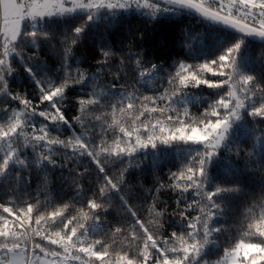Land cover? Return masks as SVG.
<instances>
[{
    "label": "snow or ice",
    "instance_id": "snow-or-ice-1",
    "mask_svg": "<svg viewBox=\"0 0 264 264\" xmlns=\"http://www.w3.org/2000/svg\"><path fill=\"white\" fill-rule=\"evenodd\" d=\"M0 264H264V0H0Z\"/></svg>",
    "mask_w": 264,
    "mask_h": 264
},
{
    "label": "trees",
    "instance_id": "trees-1",
    "mask_svg": "<svg viewBox=\"0 0 264 264\" xmlns=\"http://www.w3.org/2000/svg\"><path fill=\"white\" fill-rule=\"evenodd\" d=\"M194 23V22H193ZM198 30V26H195L194 28H193V32H194V34H195V32ZM162 31H164V30H162ZM194 111H195V109H193ZM173 170H175V169H173ZM166 173H167V169H165L164 170V175H165V178H166ZM164 199H167V196H165L164 197ZM215 258V257H214Z\"/></svg>",
    "mask_w": 264,
    "mask_h": 264
}]
</instances>
